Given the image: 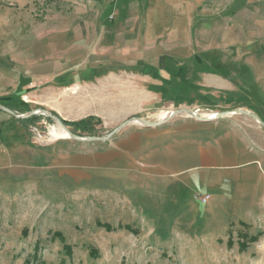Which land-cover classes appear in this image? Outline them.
Returning a JSON list of instances; mask_svg holds the SVG:
<instances>
[{"label":"rangeland","instance_id":"obj_1","mask_svg":"<svg viewBox=\"0 0 264 264\" xmlns=\"http://www.w3.org/2000/svg\"><path fill=\"white\" fill-rule=\"evenodd\" d=\"M241 5L198 9L192 23L170 24L199 54L186 61L192 81L182 77L175 93L157 78L130 76L112 87L99 82L96 102L82 104L86 117L72 118V90L44 107L81 125L61 126L38 113L24 126L0 108V264H264V193L236 199L219 192L201 205L205 192L191 191L184 173L168 167L174 138L233 124L264 133V0ZM50 10L42 0H0L1 65ZM211 66L227 87L198 76L217 75L206 70ZM4 103L16 113L37 108L10 97ZM77 153L98 159L63 167L61 155Z\"/></svg>","mask_w":264,"mask_h":264},{"label":"crops","instance_id":"obj_2","mask_svg":"<svg viewBox=\"0 0 264 264\" xmlns=\"http://www.w3.org/2000/svg\"><path fill=\"white\" fill-rule=\"evenodd\" d=\"M42 2L51 10L38 25L24 32L22 41L8 51L6 64H0V97H10L30 107L51 108L52 98L66 99L72 90L75 108L72 118L76 119L90 115L89 107L82 104L96 102L95 89L101 81L112 87L114 80L127 81L130 76L136 80L157 78L166 82L169 89L174 86L175 93L177 81L182 77L192 81L193 69H187L186 61L199 60V54L192 51L186 33L170 24L192 23L193 13L198 9L209 14L215 8L242 6V0ZM177 40L180 42L176 46ZM206 70L217 75L200 71L198 76L215 79L216 86L226 85L214 66ZM174 141L170 143L174 145L170 153L174 151L175 158L168 167L184 173L180 179H185L191 191L209 193L212 202L221 196L219 192L230 193L228 198L236 199L238 195L262 197V130L242 124L213 126L209 132L184 135ZM159 152L154 150L153 157H159ZM107 154L113 156L111 152ZM97 159L93 153L60 157L63 167L88 166L87 163ZM242 234H238V239H243Z\"/></svg>","mask_w":264,"mask_h":264},{"label":"trees","instance_id":"obj_3","mask_svg":"<svg viewBox=\"0 0 264 264\" xmlns=\"http://www.w3.org/2000/svg\"><path fill=\"white\" fill-rule=\"evenodd\" d=\"M7 99H9V97H3V98H1L0 100H7ZM4 105H5L6 107H11V106H9L8 104H5V103H4ZM21 113H24V112H21ZM38 117H39L38 115H31V116L26 117V118H19L18 121H20L24 126H27V124H28V122H29L30 120L37 119ZM62 122H63L65 125H69V124L81 125V124H82L81 122H71V121H66V120H63V119H62ZM102 226H103L106 230H108V231L113 230V227H112L109 223H103ZM123 227H124V228H127V225H125V226H123ZM54 235H59V233H54ZM247 238H248L250 241L255 240V237H253V236H247ZM228 242H229V243L232 242L231 237L228 238ZM240 246H241L243 249H245V248L247 247V243H246L245 241H242V242H240ZM63 247H64L66 253H70V249H71V246H70V245H68V244H64ZM94 252H95V251H94L93 249H91V251H90V255H94V254H95ZM33 256H34V254H33ZM37 257H38V256L35 255V258H37Z\"/></svg>","mask_w":264,"mask_h":264},{"label":"water","instance_id":"obj_4","mask_svg":"<svg viewBox=\"0 0 264 264\" xmlns=\"http://www.w3.org/2000/svg\"><path fill=\"white\" fill-rule=\"evenodd\" d=\"M0 108L4 111H7L8 113L14 115L15 117L17 118H26V117H29L31 115H35V114H38V113H42L43 115L45 116H48V117H51L52 119H54L58 124H60L61 126H64L62 120L56 116H54L50 111L44 109V108H36L34 110H29L27 112H24V113H16L15 111L11 110L10 108H7V107H4L2 105H0ZM243 113H246V114H249L247 112H244L242 111ZM257 121H259L257 119V117L255 115H252ZM263 127H264V124H263ZM116 130V129H115ZM112 135V133H110V136ZM74 137H76L75 135H73ZM90 139L92 140H101L103 139V137H98V136H92L90 137Z\"/></svg>","mask_w":264,"mask_h":264},{"label":"built area","instance_id":"obj_5","mask_svg":"<svg viewBox=\"0 0 264 264\" xmlns=\"http://www.w3.org/2000/svg\"><path fill=\"white\" fill-rule=\"evenodd\" d=\"M197 111H195L194 114H196ZM210 199V194L209 193H204L198 198L199 202L202 204H206Z\"/></svg>","mask_w":264,"mask_h":264},{"label":"bare ground","instance_id":"obj_6","mask_svg":"<svg viewBox=\"0 0 264 264\" xmlns=\"http://www.w3.org/2000/svg\"><path fill=\"white\" fill-rule=\"evenodd\" d=\"M217 116V115H216ZM213 117H215V116H213ZM62 133L64 134V135H66V136H69V133H68V131L67 130H65V129H63L62 130Z\"/></svg>","mask_w":264,"mask_h":264}]
</instances>
